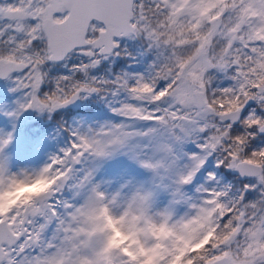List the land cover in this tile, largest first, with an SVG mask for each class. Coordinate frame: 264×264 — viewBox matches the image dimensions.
<instances>
[{
  "label": "snow or ice",
  "instance_id": "snow-or-ice-1",
  "mask_svg": "<svg viewBox=\"0 0 264 264\" xmlns=\"http://www.w3.org/2000/svg\"><path fill=\"white\" fill-rule=\"evenodd\" d=\"M0 79L67 134L15 172L0 136V264H264V0H0Z\"/></svg>",
  "mask_w": 264,
  "mask_h": 264
},
{
  "label": "rangeland",
  "instance_id": "rangeland-1",
  "mask_svg": "<svg viewBox=\"0 0 264 264\" xmlns=\"http://www.w3.org/2000/svg\"><path fill=\"white\" fill-rule=\"evenodd\" d=\"M13 86L11 81L0 79V136L8 132L13 134V140L5 149V155L9 157L11 170L15 172L21 168L33 169L43 166L51 154L56 153L59 148L65 145L67 134L57 132V123L61 116L59 112L51 118H49L48 113L41 114L35 110L24 111L18 118L6 115L5 113L15 110L16 101L21 96L19 92L9 91ZM77 112V109H70V111H63V114L65 119H71ZM111 118V114L103 108L102 112H97L94 117V119L99 120ZM41 126L45 127V131L41 130ZM133 164L127 157L117 155L103 163L97 175V180H114L115 182L111 185L113 189L122 179L134 176L139 180L137 172L134 170L136 168H133L134 166L130 167ZM46 187L47 185L40 181L19 188L14 194L15 199L10 202L15 203L16 200L26 194L30 195L43 191ZM120 236L121 233L116 231L115 239L117 243H123Z\"/></svg>",
  "mask_w": 264,
  "mask_h": 264
},
{
  "label": "trees",
  "instance_id": "trees-1",
  "mask_svg": "<svg viewBox=\"0 0 264 264\" xmlns=\"http://www.w3.org/2000/svg\"><path fill=\"white\" fill-rule=\"evenodd\" d=\"M97 107H99V111L98 112L101 113L102 112V108L100 106H97ZM79 109L80 108H78L77 111H79ZM68 110L70 111V109H65L63 111H68ZM40 128H41L42 131H45V127L44 126H41ZM27 136L29 137V134ZM132 166H134L133 168H136L134 170H136L135 172H137L136 174H137V176H138L139 179H144L148 175L143 169H141L136 164H133L130 167H132Z\"/></svg>",
  "mask_w": 264,
  "mask_h": 264
},
{
  "label": "water",
  "instance_id": "water-1",
  "mask_svg": "<svg viewBox=\"0 0 264 264\" xmlns=\"http://www.w3.org/2000/svg\"><path fill=\"white\" fill-rule=\"evenodd\" d=\"M79 107H80V102H78L77 105L71 106V107H69L67 109H77Z\"/></svg>",
  "mask_w": 264,
  "mask_h": 264
}]
</instances>
